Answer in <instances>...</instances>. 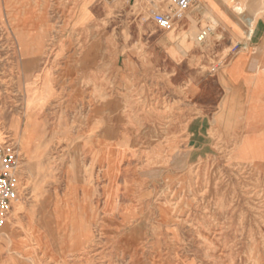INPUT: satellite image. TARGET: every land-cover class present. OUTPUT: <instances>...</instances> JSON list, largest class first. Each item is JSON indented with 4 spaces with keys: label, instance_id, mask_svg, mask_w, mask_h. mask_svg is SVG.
I'll use <instances>...</instances> for the list:
<instances>
[{
    "label": "rangeland",
    "instance_id": "rangeland-1",
    "mask_svg": "<svg viewBox=\"0 0 264 264\" xmlns=\"http://www.w3.org/2000/svg\"><path fill=\"white\" fill-rule=\"evenodd\" d=\"M157 6L0 0V145L19 158L0 264H264V160L232 151L246 132L264 153V0H192L169 31ZM153 102L185 127H152ZM196 163L210 191L189 217L215 244L175 222Z\"/></svg>",
    "mask_w": 264,
    "mask_h": 264
},
{
    "label": "bare ground",
    "instance_id": "bare-ground-1",
    "mask_svg": "<svg viewBox=\"0 0 264 264\" xmlns=\"http://www.w3.org/2000/svg\"><path fill=\"white\" fill-rule=\"evenodd\" d=\"M238 7V6H237ZM244 18V17H243ZM28 20V19H27ZM11 22V21H10ZM23 22V21H22ZM21 22V23H22ZM244 22L247 24V25H249V26H251L252 24V18H250V17H246L245 19H244ZM16 23V22H15ZM251 30V29H250ZM194 35V31L193 32H191L190 33V35ZM39 56H41V55H39ZM22 61H28V62H32V63H35V61H37V59H36V57L35 56H33V54L32 55H29V54H26V55H24V57H22ZM262 69L264 70V63H263V67H262ZM147 103V102H146ZM152 105H151V109L153 110V113H152V115H153V125H151L152 127L154 126V125H157L158 124V127H160V129H162L163 131H165V134L164 135H166V133L168 132V130L169 129H171V128H173V127H175V128H177V129H180V130H182V128H183V125H180L178 122L177 123H173L172 122V118H170V119H167V117H166V111H163V110H161V109H158V105L157 106H155V102H153V103H151ZM149 105V104H148ZM165 107V106H164ZM172 107V106H171ZM143 111V110H142ZM197 112V111H196ZM141 113V112H140ZM144 113V112H143ZM142 113V114H143ZM150 113V112H149ZM144 115V114H143ZM186 119V118H185ZM189 119V118H188ZM187 119V120H188ZM197 123V122H196ZM188 124V123H187ZM185 125H186V123H185ZM185 125H184V127H185ZM194 125V122L191 124V122L188 124V129H191V127ZM156 127V126H155ZM137 129H140V127H138V128H136V130ZM141 130V129H140ZM143 131H144V129H143ZM186 131V130H185ZM109 132V134H110V132L112 133V132H114V131H108ZM139 132V131H138ZM137 132V133H138ZM126 134V133H125ZM128 134V133H127ZM132 135V134H131ZM163 135V136H164ZM202 135V134H201ZM200 135V136H201ZM240 135V136H239ZM238 136H239V138H238V140H237V142L235 143V145H234V147H233V149H232V151H234V156L235 157H237V159H240V160H244V159H251V160H253L254 161V163H255V161H262V160H264V153L263 152H261V151H259L260 150V147H259V145H258V143H260V136H258V135H251V134H247L246 132L245 133H240ZM125 136V135H124ZM134 136V135H133ZM199 136V135H198ZM197 136V137H198ZM135 137V136H134ZM135 138H137V137H135ZM142 138L144 139V137L142 136ZM158 138V137H157ZM159 138H162V137H159ZM197 139H199V138H197ZM196 139V140H197ZM154 140H156V139H154ZM193 140V139H192ZM124 143H126V142H124ZM204 145V144H203ZM262 148V147H261ZM168 149V148H167ZM194 149V148H193ZM198 149V148H197ZM172 151V150H171ZM179 154V153H178ZM219 154V153H218ZM120 155H122V152H121V154ZM190 155V154H189ZM206 155H208V154H206ZM205 155V156H206ZM200 156V155H199ZM177 158V157H176ZM199 158H204L203 156H200ZM198 158V159H199ZM197 159V160H198ZM179 160V159H178ZM128 161V160H127ZM198 161H200V160H198ZM245 161V160H244ZM248 162H249V160H248ZM252 162V161H251ZM203 163V162H202ZM192 164V163H191ZM207 164V163H206ZM206 164H201V163H196L194 166H193V169L191 170V173H190V178H189V180H188V183L184 186V184H183V187H185V189H186V192H187V195L189 196L188 197V204L186 205L187 206V212H186V216H187V218H184V216H183V212H182V209H178L179 207H181V201L183 200H181V197L183 196V193H185L184 192V190H182V191H180V189H176V190H172V199H171V202L173 201L174 203H175V207H174V210H175V213L176 212H179V214L178 213H176L175 214V216H176V219H175V222L176 223H178V224H184V223H186V224H189V225H191L194 229H196V232H198L199 233V235H201V238L203 239V242H206V243H208V244H215V242L217 241V238H216V236L214 235L213 236V238L211 237V236H209L208 234H210L212 231H210L211 229V227H208V225H206V227H205V229L207 230V232H208V234L207 233H205L204 235L202 234V232H200V225H197V223L196 222H194V220L193 219H190V217H189V214H190V208H191V206H193V205H195L196 206V208H198V209H200L201 211H202V209H203V205H202V201H203V199H205V196L208 194V192L210 191V189H209V187H210V185H209V183H210V179H211V177H207L208 179L204 182V183H202L201 182V177H202V175H203V173L204 172H206V174H207V168H206ZM130 165V164H129ZM231 165V164H230ZM258 165H260V164H257V168L259 169L260 167L258 166ZM185 166V165H184ZM249 166V165H248ZM235 167V166H234ZM240 168V167H239ZM250 168V167H249ZM241 169H243V167L241 168ZM254 169V168H253ZM246 170V169H245ZM240 171V170H239ZM253 171V170H252ZM245 172V171H244ZM243 173V172H242ZM247 173V172H246ZM249 174H251V172L249 173ZM215 175V174H214ZM242 175V174H241ZM217 176V175H216ZM216 176H215V178H213L214 180H216L217 181V179L218 178H216ZM243 176V175H242ZM135 177H136V175H135ZM206 177V176H205ZM203 179V178H202ZM220 180V179H219ZM241 180V179H240ZM186 182V181H185ZM219 182V181H218ZM217 182V183H218ZM200 183H202L204 186H202V188H200V186H201V184ZM214 183V182H213ZM216 184V183H215ZM250 186V185H249ZM258 186V185H257ZM207 187V188H206ZM181 188V187H180ZM264 188V187H263ZM258 189H260V188H258ZM260 192H261V190H260ZM247 199L249 200V201H255V200H260L261 198H260V196H261V193H259V191L256 189V186H253V187H251L248 191H247ZM213 197V196H212ZM264 199V198H263ZM262 199V200H263ZM200 200H201V202H200ZM172 202V203H173ZM210 203V202H209ZM183 205V204H182ZM229 207V206H228ZM253 207V206H252ZM154 208V207H153ZM182 208H184V207H182ZM168 209H170V208H168ZM185 209V208H184ZM180 210V211H179ZM228 211V210H227ZM170 212H171V210H170ZM174 213V212H173ZM138 223V222H137ZM202 228V227H201ZM215 229V228H214ZM146 231V230H145ZM144 232V231H143ZM143 239V238H142ZM131 240H133V239H131ZM95 241V240H94ZM93 242V241H92ZM92 242H90V243H92ZM89 245V244H88ZM92 245V244H91ZM93 246V245H92ZM91 246V247H92ZM87 248V247H86ZM253 248V247H252ZM84 249V248H83ZM90 249V248H89ZM80 250V249H79ZM82 250V249H81ZM92 251V250H91ZM80 252V251H79ZM82 252V251H81ZM86 253V252H85ZM264 253V252H263ZM211 255V254H210ZM212 255H214V257H220V256H216L215 254H212ZM211 255V256H212ZM216 259V258H215Z\"/></svg>",
    "mask_w": 264,
    "mask_h": 264
},
{
    "label": "built area",
    "instance_id": "built-area-1",
    "mask_svg": "<svg viewBox=\"0 0 264 264\" xmlns=\"http://www.w3.org/2000/svg\"><path fill=\"white\" fill-rule=\"evenodd\" d=\"M156 1L158 6L150 8L152 21L164 31L174 29L176 17L181 14L182 9L190 5L192 0H146ZM165 1V5L160 2ZM207 28H202L197 35V41L206 37ZM19 158L17 151L9 145H0V228L7 222L13 204L18 200L17 171Z\"/></svg>",
    "mask_w": 264,
    "mask_h": 264
},
{
    "label": "crops",
    "instance_id": "crops-1",
    "mask_svg": "<svg viewBox=\"0 0 264 264\" xmlns=\"http://www.w3.org/2000/svg\"><path fill=\"white\" fill-rule=\"evenodd\" d=\"M262 21H264V18H261ZM247 71H249L250 69L248 68V66H246Z\"/></svg>",
    "mask_w": 264,
    "mask_h": 264
}]
</instances>
